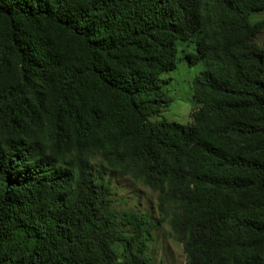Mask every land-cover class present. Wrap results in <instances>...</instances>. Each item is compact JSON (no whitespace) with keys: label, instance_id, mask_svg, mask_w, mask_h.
Segmentation results:
<instances>
[{"label":"trees","instance_id":"1","mask_svg":"<svg viewBox=\"0 0 264 264\" xmlns=\"http://www.w3.org/2000/svg\"><path fill=\"white\" fill-rule=\"evenodd\" d=\"M264 0H0V264H152L147 219L91 162L158 192L186 264H264ZM193 43L199 108L152 121Z\"/></svg>","mask_w":264,"mask_h":264},{"label":"rangeland","instance_id":"2","mask_svg":"<svg viewBox=\"0 0 264 264\" xmlns=\"http://www.w3.org/2000/svg\"><path fill=\"white\" fill-rule=\"evenodd\" d=\"M253 24L264 23V11L251 17ZM255 43L264 50V30L256 36ZM195 52L193 43H178L177 68L165 75L171 82L166 87L168 95L173 99L169 108L162 111L159 117L152 121L166 120L184 126L193 123V114L199 106L193 96V81L204 71L205 64L190 66L185 60L186 55ZM94 173L104 174V180L112 191L113 210L119 217L127 211L143 215L150 227L152 238L148 243V255L152 264H186L187 258L182 245L176 240L168 220H163L158 209V192L141 180L132 176H123L118 171L108 167L107 163L97 156L90 164Z\"/></svg>","mask_w":264,"mask_h":264}]
</instances>
